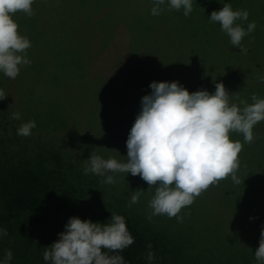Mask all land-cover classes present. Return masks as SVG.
<instances>
[{
    "label": "trees",
    "instance_id": "trees-1",
    "mask_svg": "<svg viewBox=\"0 0 264 264\" xmlns=\"http://www.w3.org/2000/svg\"><path fill=\"white\" fill-rule=\"evenodd\" d=\"M208 1L192 3L219 9L218 0ZM232 1L238 5V0ZM148 2L143 5L147 8L145 14L137 16V20L127 18L134 45L139 41L149 45L156 42L159 37L154 33L165 26V16L178 14L175 9L169 10L165 0L161 6L165 10L153 16V0ZM132 6V0H34V15H13L19 33L31 42L27 50L31 64L21 66L15 79L0 72V90L7 95L0 100V229L7 230L6 236H0V264L6 250L13 254L8 264H51L43 259V253L59 240L69 218L106 224L112 213L125 218L134 237V243L122 252L108 253L123 256L126 264H260L255 251L264 229V178L256 175L257 171L237 176L241 183L235 184V193L224 192L222 196L202 192L192 205L178 213L182 222L166 215L148 219L154 192L140 189L144 192L139 202L129 206L131 195L138 189L135 185L117 192L112 184L102 183L105 177L84 173L92 153L105 160L121 157L118 150L123 146L112 143L113 136L109 138L106 131L112 133L111 127L127 133L131 130L130 119L119 117L120 107L117 111L109 102L113 99L121 104L122 99L128 108H141L138 85L125 91L118 90L119 86L110 87L119 78L136 79L137 76L125 75L123 69L116 70L97 87L90 83L93 91L86 87L91 66L86 57L95 38H99L93 32L104 30L108 41L112 39L115 26ZM201 12L193 9L180 19L199 27ZM48 19L51 26L44 24ZM141 45L131 53L134 62ZM100 98L101 104L97 105ZM92 100L98 109L91 116L88 105ZM17 112L20 119H13L12 113ZM79 114H85L87 119L85 131L79 130ZM33 120L37 126L31 135H17L23 123ZM232 133L235 138L243 137ZM246 170L244 167L242 173ZM246 177L250 192H244L248 190ZM219 185L224 190L222 183ZM149 251L155 254L151 262L146 259Z\"/></svg>",
    "mask_w": 264,
    "mask_h": 264
},
{
    "label": "clouds",
    "instance_id": "clouds-1",
    "mask_svg": "<svg viewBox=\"0 0 264 264\" xmlns=\"http://www.w3.org/2000/svg\"><path fill=\"white\" fill-rule=\"evenodd\" d=\"M33 2L0 0V72L10 79L19 75L21 66L31 64L27 58L31 42L19 33L13 15L22 12L31 17L34 15ZM164 4L165 0H153L151 14L159 16L165 10L161 7ZM168 8L183 9L187 17L193 11L192 0H168ZM248 16L247 10L234 11L225 3L222 9L211 13L209 20L220 25L233 47L246 53L241 41L255 30L256 24L249 23L245 30L235 22L247 21ZM258 79L264 82V77ZM149 87L152 91L142 97L141 110L128 134L126 162L114 158L105 160L92 153L84 173L103 176L102 183L107 184L116 183L117 173L140 176L149 189L154 190L148 205L151 209L148 219L166 215L182 222L183 218L178 216L181 209L192 205L210 186L228 177L235 184L241 183L236 173L242 144L232 142L229 133H240L244 143L251 144L253 127L264 121V99L253 94V103L240 101L244 105L242 108L236 103L230 104V94L223 83L215 84L214 93L206 90L189 93L175 81H153ZM6 96L0 90V100ZM12 118L20 119V114L12 113ZM36 126L34 120L23 123L17 135L27 137ZM143 192L134 191L129 206L138 203ZM109 221L101 224L79 217L69 218L65 231L59 233V240L46 247L43 259L51 264H126L123 256L108 253L122 252L134 243V237L122 215L112 213ZM6 235L7 230L0 229V236ZM151 247L149 244L148 248ZM12 258L11 250H6L2 264H8ZM154 258L155 254L149 251L146 259L151 262ZM255 258L264 264V229Z\"/></svg>",
    "mask_w": 264,
    "mask_h": 264
},
{
    "label": "rangeland",
    "instance_id": "rangeland-1",
    "mask_svg": "<svg viewBox=\"0 0 264 264\" xmlns=\"http://www.w3.org/2000/svg\"><path fill=\"white\" fill-rule=\"evenodd\" d=\"M148 1L132 0L133 6L125 15V18L122 19L123 21L115 26L113 37L109 41L104 30L93 32V35H98L99 38H95L94 44L91 46L92 50L89 51L88 57H86L88 64L90 62L91 65L89 71L90 82L89 85L86 84L87 88L92 89L90 83L93 87L103 84L116 70L123 69L125 75L129 77L137 76L136 79L128 81V78H119L115 85L110 83V85L112 84L110 87L119 86L118 90L123 88L122 91H125L131 86L138 85V90L142 97L151 93L152 89L149 85L153 81H175L187 89L189 93L199 90L214 93L215 84L223 83L230 94V104L236 103L241 108L244 106L240 104L241 100L246 101L248 104L253 103L251 99L253 94L260 99H264V82L258 79V77H264V0H238L237 6L232 3V0H218V10H211L202 3L193 2V9L202 11L198 15L199 24H197L199 27L195 23L180 19L181 16H184L183 12L178 11V14L167 13L168 16L165 17L168 18L167 22L164 23L165 26L154 33L159 39L154 42L150 38L149 40H152L150 42H154L151 45L145 43V41L144 43L139 41L138 44H142L139 47L142 48L139 49L140 53L136 54L137 60L134 62V60H131V53L132 51L134 52L135 48H138V44H132L133 30L128 24L127 18L130 16L131 18L135 17L137 20V16L147 10L143 5L149 3ZM225 3L230 4L234 11L248 10V20H237L236 24H240L245 30L249 23L255 22L256 24L255 30L243 37L241 41L242 47L247 49L246 53L231 45L229 36L221 31L218 23L214 24L209 21L211 13L222 9ZM44 24L51 26L49 19L44 21ZM195 25L196 27H194ZM161 31H164V33ZM150 32L148 31V33ZM44 37H46V34ZM97 40L101 42L100 46ZM107 43L108 45H106ZM96 46L100 47L98 48L99 52ZM165 52L168 56L164 54ZM163 54L168 58H164ZM119 73L124 75V73ZM124 95L125 93L122 96ZM96 101L98 102L97 105L101 104V98L100 102ZM110 102L109 104H112V107L117 111L120 107L119 117H128L132 122L131 126H133L136 116L141 110L140 106L128 108L122 99L121 104L118 103V100L113 99ZM104 103L107 105V99ZM139 104L141 105V100H139ZM97 105L94 100L90 101L88 109L91 110V116L98 109ZM86 120L85 114L78 115L77 121L82 123L79 130H86ZM106 123L103 126H106ZM125 127L129 129V126L125 125ZM111 131L116 133L107 131L105 133L109 138L113 136L111 138L112 143L114 141L116 146H123V148L121 147L118 150L121 157L115 159L118 162H126V141L129 133L125 130H115L114 127H111ZM253 134V142L247 144L239 140H244V137L235 138L232 132L229 133V138L232 142L239 141L242 144V150L238 154L239 168L236 175L245 177L257 171L256 175L264 178V121L253 127ZM244 167H247V170L242 173ZM114 178L116 183L112 184V188L116 189L117 192L124 189L128 190L130 184L135 185L136 189L138 188L137 190L145 189V192L147 190L148 192H154L153 189H149V185L140 176H132L130 173H117ZM245 182L248 190H244V192H250L248 177H246ZM220 183L224 186V190L219 185ZM105 185L111 184L106 183ZM235 189V183L231 177H228L219 181L218 184L210 186L203 194L211 192L224 196V192H227L226 194L235 193Z\"/></svg>",
    "mask_w": 264,
    "mask_h": 264
}]
</instances>
